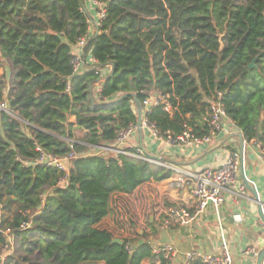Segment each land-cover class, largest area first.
<instances>
[{
  "label": "trees",
  "instance_id": "trees-1",
  "mask_svg": "<svg viewBox=\"0 0 264 264\" xmlns=\"http://www.w3.org/2000/svg\"><path fill=\"white\" fill-rule=\"evenodd\" d=\"M95 1L105 16L84 50L114 72L93 94L99 75L72 66L89 30L83 0H0V245L5 230L17 244L0 264H164L147 231L129 236L132 217L121 223L112 198L173 170L94 151L136 124V101L156 94L170 104L145 112L163 136L201 137L221 92L226 117L264 151V0ZM35 144L77 152L63 184L55 168L26 163Z\"/></svg>",
  "mask_w": 264,
  "mask_h": 264
},
{
  "label": "crops",
  "instance_id": "crops-1",
  "mask_svg": "<svg viewBox=\"0 0 264 264\" xmlns=\"http://www.w3.org/2000/svg\"><path fill=\"white\" fill-rule=\"evenodd\" d=\"M84 4L93 18L95 6L92 1L84 0ZM75 53L80 54L79 50ZM97 85L94 83L92 86L93 94L96 93ZM140 110L143 117L145 108L140 107ZM223 126V131L213 135L210 143L202 146L171 144L163 138H154L146 128L137 129L124 144L131 151L141 148L145 155L173 170L170 177L145 182L131 194H144L140 198L142 210L135 214V218L140 221L144 213L148 212L150 223L146 240L152 246L162 243L173 245L178 252L174 264H180L187 251L215 253L223 246H227L235 264H255L256 254L264 248V224L258 212L261 207L264 217V163L254 142L243 140L239 176L225 192L223 204L214 206L208 203L202 211L194 210L191 181L185 174L220 165L231 152L228 148L230 145L239 150L240 130L229 119L223 120ZM177 177L185 180L184 187L169 186V182ZM165 219L170 220V226L162 225ZM251 251L253 257L248 254ZM261 264H264V257Z\"/></svg>",
  "mask_w": 264,
  "mask_h": 264
},
{
  "label": "built area",
  "instance_id": "built-area-1",
  "mask_svg": "<svg viewBox=\"0 0 264 264\" xmlns=\"http://www.w3.org/2000/svg\"><path fill=\"white\" fill-rule=\"evenodd\" d=\"M95 6L94 17L88 14L84 0L83 9L88 16L89 30L88 32L77 39L76 43L71 48L72 66L74 72H80L87 69H93L95 74L99 75L96 83H98L96 91L100 89V82L106 76L110 74V69L106 67L97 66L96 60L91 56L89 52L85 53L84 47L88 38L92 36L94 32L97 31L96 27L100 25V21L105 16V7L103 3L91 0ZM79 50V53H75ZM88 57V59H87ZM89 65V67H87ZM221 92H217L214 99H211L207 107V112L204 116V120L210 127V133L204 136H196L191 133L190 129H184L180 134L172 136L171 134H166L163 136L160 134L159 130L156 128L154 123L147 121L145 118V112L150 105L157 103L163 104V108L166 111L171 110L170 104L164 99V97H159L156 94L151 95L149 98L143 101V107L145 108L144 116H141L140 123L130 124L127 128L118 132L112 146H99L98 149L101 151H114L116 155L123 154L132 156L139 159L147 160L155 165L164 166L159 160L148 157L143 153L141 148H135V150L130 151L124 147L129 136H131L137 129L146 128L151 136L154 138H163L171 144H194V145H206L209 144L213 135L218 134L223 131V120L228 119L225 115L223 104L220 100ZM7 109V105L4 102L0 103V111ZM231 121V120H230ZM232 122V121H231ZM233 123V122H232ZM234 124V123H233ZM258 148L259 156L264 163V151L260 148L258 143L254 142ZM34 149L37 152V156L28 160L26 163L30 165H40L44 167H52L61 173L59 178V183L63 184L68 176V164L69 162L78 156L77 152L74 151L72 145H70V151L59 156L52 154L43 150L38 144L34 145ZM240 152L238 149L231 151L224 162L218 166L204 168L197 173H186L187 179L191 181V194L194 200V210L195 212L202 211L208 203H212L214 206H220L224 202L225 192L228 191L229 187L234 185L240 170ZM178 173L179 171L176 170ZM187 181V180H186ZM185 180L177 177L169 182V186L175 188H182L185 186ZM238 220L240 218H237ZM171 222L168 219L163 221V226H170ZM29 222H22L20 227L22 229L29 227ZM4 235L6 241L4 244L0 245V257L4 259L8 254L12 252L15 248V241L10 238L9 231L5 230ZM129 250V248H127ZM152 251L154 254H162L164 259V264H174L176 261L178 252L176 248L170 243H162L159 245L152 246ZM252 252V251H251ZM195 261H200L202 264H235L231 257V254L227 246H223L221 250L215 253L198 252L195 250L187 251L183 254L180 264H192ZM100 264V263H99Z\"/></svg>",
  "mask_w": 264,
  "mask_h": 264
},
{
  "label": "rangeland",
  "instance_id": "rangeland-1",
  "mask_svg": "<svg viewBox=\"0 0 264 264\" xmlns=\"http://www.w3.org/2000/svg\"><path fill=\"white\" fill-rule=\"evenodd\" d=\"M144 194H141L140 196L134 195V194H127L125 196L121 197H114L112 198L113 206H115L117 211V218L118 220L123 223L126 222L125 218L132 217V221L134 222L133 227H130L128 230V234L130 237H133L135 234L141 235L144 231H147L148 224L150 221L148 220V212H145L142 219L138 221L135 219V214L141 212L142 210V203L140 202V198ZM127 219V220H128ZM129 221V220H128ZM15 242V247H16Z\"/></svg>",
  "mask_w": 264,
  "mask_h": 264
},
{
  "label": "water",
  "instance_id": "water-1",
  "mask_svg": "<svg viewBox=\"0 0 264 264\" xmlns=\"http://www.w3.org/2000/svg\"><path fill=\"white\" fill-rule=\"evenodd\" d=\"M250 65H253V62ZM113 72H114V70L112 69L110 71L109 76L112 75ZM136 104L138 106V110H137V123L139 124L140 123V119H141V110H140V107H139V104H138L137 101H136ZM238 141H239V152H240V160H241V154H242V150H243V137H242V134L241 133L238 134ZM254 195H255L257 201H259L255 193H254ZM258 212H259V215H260V219H261V221L264 224V217H263V215L261 213V207H259V211ZM112 242L113 243L122 244L123 243V240H121L119 238H114V239H112ZM248 254H249L250 257H253V252H249ZM263 257H264V248L262 249V251L259 254H256V262H255V264H261V261H262Z\"/></svg>",
  "mask_w": 264,
  "mask_h": 264
}]
</instances>
